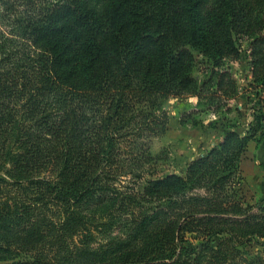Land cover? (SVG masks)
Wrapping results in <instances>:
<instances>
[{
  "label": "trees",
  "instance_id": "trees-1",
  "mask_svg": "<svg viewBox=\"0 0 264 264\" xmlns=\"http://www.w3.org/2000/svg\"><path fill=\"white\" fill-rule=\"evenodd\" d=\"M263 28L264 0H0V264H264L261 110L183 172L151 152L170 96L227 105L243 37L264 86Z\"/></svg>",
  "mask_w": 264,
  "mask_h": 264
},
{
  "label": "rangeland",
  "instance_id": "rangeland-1",
  "mask_svg": "<svg viewBox=\"0 0 264 264\" xmlns=\"http://www.w3.org/2000/svg\"><path fill=\"white\" fill-rule=\"evenodd\" d=\"M261 33L264 34V28ZM247 41L246 37L241 38L239 55L226 58L222 65H228L229 73L235 79V89L232 94L229 93L231 95L227 99V105L223 104V97L220 95L211 99L185 93L180 96H170L166 100L164 107L168 111L167 129L151 143L153 154L164 152L162 167L165 171L183 172L192 159L203 155L222 139L224 130L235 129L240 134H244L254 118L253 114L259 110L264 114V86L249 85L252 83V74L250 58L247 54ZM200 58L201 56H197V60ZM209 68L208 65L199 63L194 74L199 80L204 79L210 71ZM261 139L262 137L248 140L251 141L250 147L248 150L246 147L247 151L242 153L239 163L244 181L238 188V195L253 204L257 202L264 204V153L252 151L255 147L254 143H258ZM53 219L56 220L58 217L54 216ZM216 239L217 237L212 244ZM246 247L251 253L260 249L255 243Z\"/></svg>",
  "mask_w": 264,
  "mask_h": 264
},
{
  "label": "crops",
  "instance_id": "crops-1",
  "mask_svg": "<svg viewBox=\"0 0 264 264\" xmlns=\"http://www.w3.org/2000/svg\"><path fill=\"white\" fill-rule=\"evenodd\" d=\"M251 141L248 142L247 150L250 147ZM255 147L252 148L253 153L260 151V154L264 153V136L258 143H254ZM245 150V151H247Z\"/></svg>",
  "mask_w": 264,
  "mask_h": 264
}]
</instances>
